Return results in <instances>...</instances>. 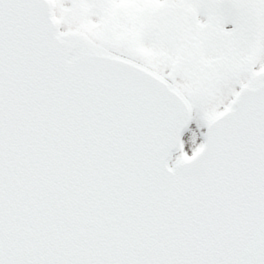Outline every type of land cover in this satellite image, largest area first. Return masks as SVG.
Listing matches in <instances>:
<instances>
[{
	"label": "snow or ice",
	"instance_id": "1",
	"mask_svg": "<svg viewBox=\"0 0 264 264\" xmlns=\"http://www.w3.org/2000/svg\"><path fill=\"white\" fill-rule=\"evenodd\" d=\"M0 264H264V0H0Z\"/></svg>",
	"mask_w": 264,
	"mask_h": 264
}]
</instances>
